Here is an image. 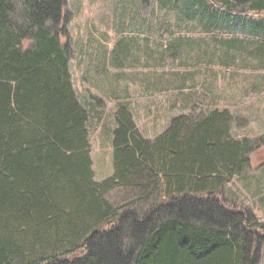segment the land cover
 Segmentation results:
<instances>
[{
	"label": "trees",
	"instance_id": "obj_1",
	"mask_svg": "<svg viewBox=\"0 0 264 264\" xmlns=\"http://www.w3.org/2000/svg\"><path fill=\"white\" fill-rule=\"evenodd\" d=\"M65 4L0 0V264H259L264 221L222 196L255 150L250 139L231 136L228 110L195 122L180 114L148 140L119 104L113 173L95 180L90 115L60 42ZM238 4L229 24L264 33V18L246 15L264 14V0H224V10L178 1L206 32ZM117 188L150 207L113 205L106 195Z\"/></svg>",
	"mask_w": 264,
	"mask_h": 264
},
{
	"label": "rangeland",
	"instance_id": "obj_2",
	"mask_svg": "<svg viewBox=\"0 0 264 264\" xmlns=\"http://www.w3.org/2000/svg\"><path fill=\"white\" fill-rule=\"evenodd\" d=\"M178 1L65 0L62 24L69 14L68 34L60 42L73 55V89L90 115V155L97 179L113 170L119 104L130 109L148 140L180 114L195 122L213 109H225L232 116L231 136L250 139L255 150L250 164L226 183L222 196L227 205L264 221V33L248 32L250 26L241 20L229 24L241 4L224 19L216 17L218 28L206 32L197 18L180 13ZM204 1L224 10V0ZM246 15L264 18L256 12ZM135 195L117 188L106 197L116 206L133 202L145 212L150 203L134 204ZM259 264H264V250Z\"/></svg>",
	"mask_w": 264,
	"mask_h": 264
},
{
	"label": "crops",
	"instance_id": "obj_3",
	"mask_svg": "<svg viewBox=\"0 0 264 264\" xmlns=\"http://www.w3.org/2000/svg\"><path fill=\"white\" fill-rule=\"evenodd\" d=\"M69 53H70V55H69V72H70L71 79H72V59H73V55H72L71 52H69ZM73 88H74V87H73ZM74 91H75V89H74ZM75 93H76V91H75ZM113 130H114V129H113ZM91 159H92V161H93V166H92V168H93V172H94V176H95V180H96V181H102V180H104L105 178H107V177H109V176L112 175L113 170L111 169V170H109L110 172H108L106 175H103V176L100 177V179H97L96 170L94 169V160H93L92 156H91Z\"/></svg>",
	"mask_w": 264,
	"mask_h": 264
}]
</instances>
